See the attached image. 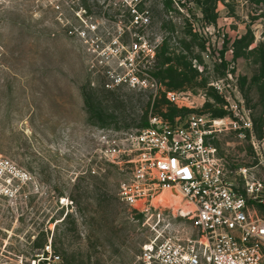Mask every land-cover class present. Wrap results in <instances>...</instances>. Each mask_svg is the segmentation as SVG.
<instances>
[{"label": "rangeland", "instance_id": "374dc122", "mask_svg": "<svg viewBox=\"0 0 264 264\" xmlns=\"http://www.w3.org/2000/svg\"><path fill=\"white\" fill-rule=\"evenodd\" d=\"M126 1L78 4L98 19L107 41L123 33L128 42L134 24ZM138 8L150 22L134 29L155 56H139L136 72L155 85L109 88L104 72L114 59L100 64V53H110L111 44L96 52L77 37L72 10L53 12L50 0H0V156L32 176L15 197L0 195V264L26 260L50 238L61 264H133L153 236L119 198L129 168L94 154L96 128L135 134L154 114L171 122L191 112L252 117L259 145L233 129L208 141L227 167H247L264 182V0H141ZM168 55L188 56L191 83L170 86L161 78ZM164 90L180 100L171 103ZM244 183L238 175V187ZM171 223L188 226L181 217Z\"/></svg>", "mask_w": 264, "mask_h": 264}, {"label": "built area", "instance_id": "2783aa9c", "mask_svg": "<svg viewBox=\"0 0 264 264\" xmlns=\"http://www.w3.org/2000/svg\"><path fill=\"white\" fill-rule=\"evenodd\" d=\"M80 1L50 0V7L61 14L72 10L76 16L77 37L96 52L107 46V42L111 44L110 53H100L104 57L100 64L114 59L106 64L104 73L112 80L107 87L154 86V81L136 72L139 56H155V49H151L144 34L134 29L150 22L147 11L138 8L141 0L126 1L132 12L129 24H134L130 27L126 24L128 42L123 40V33L107 41L101 34L98 19L78 4ZM123 67L124 72L118 70ZM164 92L171 103L180 100L178 92ZM183 99L190 97L183 96ZM217 120L221 123L217 124ZM223 129L235 130L240 138L249 134L254 145L260 143L252 117L213 119L196 112L174 122L151 115L149 125L135 134L107 128L93 131L94 154L111 165L129 168L127 180L119 189L120 200L154 230L153 236L141 245L133 264H264V214L261 212L264 182L253 177L247 167L236 170L227 167L218 147L208 141ZM89 169L92 174L98 172L96 165ZM238 175L245 177L243 188L237 185ZM31 182L29 171L0 156V195L15 197ZM164 192L172 199L179 196V200L166 202L162 197ZM177 217L186 219L188 226H173L171 219ZM163 221L168 224L162 225ZM61 262L50 238L26 260L20 257L12 264Z\"/></svg>", "mask_w": 264, "mask_h": 264}, {"label": "trees", "instance_id": "16d2710c", "mask_svg": "<svg viewBox=\"0 0 264 264\" xmlns=\"http://www.w3.org/2000/svg\"><path fill=\"white\" fill-rule=\"evenodd\" d=\"M262 59V72L264 73V57ZM189 65L188 56H165L161 60V78L167 80L170 86L173 84L184 85L186 83H191L195 76V72L188 69ZM148 125L149 122H147L146 126ZM263 211L264 206H261V212Z\"/></svg>", "mask_w": 264, "mask_h": 264}, {"label": "bare ground", "instance_id": "6f19581e", "mask_svg": "<svg viewBox=\"0 0 264 264\" xmlns=\"http://www.w3.org/2000/svg\"><path fill=\"white\" fill-rule=\"evenodd\" d=\"M163 199L166 201V202H175L176 200L178 201L179 200V196H176L175 198H171L170 196H168V194L166 192H164V194L162 195ZM178 204V203H177Z\"/></svg>", "mask_w": 264, "mask_h": 264}]
</instances>
